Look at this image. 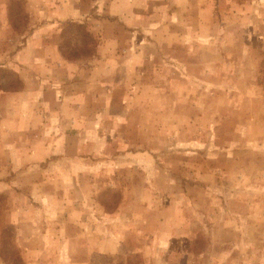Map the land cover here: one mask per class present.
<instances>
[{
  "label": "rangeland",
  "instance_id": "obj_1",
  "mask_svg": "<svg viewBox=\"0 0 264 264\" xmlns=\"http://www.w3.org/2000/svg\"><path fill=\"white\" fill-rule=\"evenodd\" d=\"M44 1L0 0V53L21 42ZM109 1L70 0L81 23L64 31L63 55L94 53L100 35L84 21ZM140 10L138 29L106 25L119 40L107 75L121 84L95 112L97 149L111 163L101 169L111 172L89 175L100 188L95 213H111L120 253L106 254L97 237L68 244L93 247L88 264H264V0H143ZM17 85L0 65V89ZM0 177L10 185L0 188V264H40L1 221L13 185L39 177ZM40 202L25 207L33 230L43 226Z\"/></svg>",
  "mask_w": 264,
  "mask_h": 264
},
{
  "label": "crops",
  "instance_id": "obj_2",
  "mask_svg": "<svg viewBox=\"0 0 264 264\" xmlns=\"http://www.w3.org/2000/svg\"><path fill=\"white\" fill-rule=\"evenodd\" d=\"M109 2L111 6L105 9L104 5L102 15L98 12L97 18L84 21L89 22L88 31L100 35V44L90 56L72 58L61 50L66 28L81 23L75 20L80 11L70 0H45L42 6L32 9L37 13L29 20L21 42L13 44L12 51L0 53V65L18 80L16 87L0 89V159L5 152L10 156L6 159L8 169L4 167L0 174L39 177L29 187L25 183L13 185L16 190L8 194L12 208L6 210L5 220L1 221L14 227L12 236L21 253L29 259L44 258L40 264H88V254L97 252L87 245L68 244L78 238H101L109 255L121 249L119 239L110 231L111 213H95L91 191L99 185L89 175L95 170L101 174L111 172L101 169L111 163L97 149L104 139L98 132L102 124L95 120V112L109 108L107 96L121 84L113 83L107 75L119 40L106 35V25L113 18L124 31L141 27L138 13L143 0ZM96 88L102 90V96L96 97ZM9 186L0 182L1 189ZM19 186L31 189L33 194L29 191L27 195ZM34 198L41 199L45 214L41 217L43 226L37 230L31 229L36 218L25 209ZM122 225L125 232L126 226ZM111 262V258L106 259V263Z\"/></svg>",
  "mask_w": 264,
  "mask_h": 264
}]
</instances>
